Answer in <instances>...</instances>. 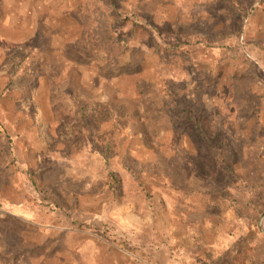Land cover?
<instances>
[{"label": "rangeland", "instance_id": "obj_1", "mask_svg": "<svg viewBox=\"0 0 264 264\" xmlns=\"http://www.w3.org/2000/svg\"><path fill=\"white\" fill-rule=\"evenodd\" d=\"M0 264H264V0H0Z\"/></svg>", "mask_w": 264, "mask_h": 264}]
</instances>
